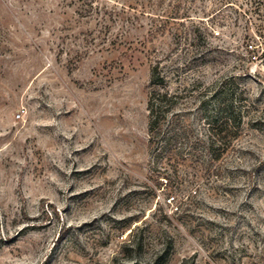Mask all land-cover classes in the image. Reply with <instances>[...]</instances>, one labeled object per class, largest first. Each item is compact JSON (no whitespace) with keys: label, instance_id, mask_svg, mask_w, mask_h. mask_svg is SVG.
<instances>
[{"label":"rangeland","instance_id":"obj_1","mask_svg":"<svg viewBox=\"0 0 264 264\" xmlns=\"http://www.w3.org/2000/svg\"><path fill=\"white\" fill-rule=\"evenodd\" d=\"M157 62L180 161L150 155ZM131 263L264 264V0H0V264Z\"/></svg>","mask_w":264,"mask_h":264},{"label":"trees","instance_id":"obj_2","mask_svg":"<svg viewBox=\"0 0 264 264\" xmlns=\"http://www.w3.org/2000/svg\"><path fill=\"white\" fill-rule=\"evenodd\" d=\"M222 83V87H223ZM148 86L150 88L147 109H148V136L150 155L158 161H171L184 159L185 152L182 149V139H190L188 127L178 119H174L178 94L171 91L167 77L157 62L152 66ZM223 89L220 95H223ZM218 108L210 113H205L204 123L207 130L205 139H198L206 144L209 153H214L223 142L224 130L230 122L238 125L241 123L239 112L232 107L231 102L218 99ZM135 264V263H131Z\"/></svg>","mask_w":264,"mask_h":264},{"label":"built area","instance_id":"obj_3","mask_svg":"<svg viewBox=\"0 0 264 264\" xmlns=\"http://www.w3.org/2000/svg\"><path fill=\"white\" fill-rule=\"evenodd\" d=\"M21 116H22V113L19 112V113L17 114V117H21Z\"/></svg>","mask_w":264,"mask_h":264}]
</instances>
